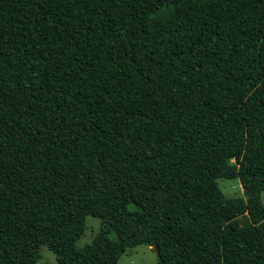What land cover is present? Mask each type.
<instances>
[{
  "label": "trees",
  "instance_id": "16d2710c",
  "mask_svg": "<svg viewBox=\"0 0 264 264\" xmlns=\"http://www.w3.org/2000/svg\"><path fill=\"white\" fill-rule=\"evenodd\" d=\"M263 190L264 0H0V264H264Z\"/></svg>",
  "mask_w": 264,
  "mask_h": 264
},
{
  "label": "rangeland",
  "instance_id": "374dc122",
  "mask_svg": "<svg viewBox=\"0 0 264 264\" xmlns=\"http://www.w3.org/2000/svg\"><path fill=\"white\" fill-rule=\"evenodd\" d=\"M219 186L227 196H241L244 188L237 178H219ZM262 203L264 205V190L262 191ZM101 220L98 217L88 216L86 219L83 236L77 240L79 247L90 243L99 232ZM159 255L155 249L148 244H139L129 248L121 256L119 264H158ZM36 264H58L57 256L47 245L42 246V256Z\"/></svg>",
  "mask_w": 264,
  "mask_h": 264
},
{
  "label": "water",
  "instance_id": "95a60500",
  "mask_svg": "<svg viewBox=\"0 0 264 264\" xmlns=\"http://www.w3.org/2000/svg\"><path fill=\"white\" fill-rule=\"evenodd\" d=\"M152 247L155 249V251L157 252V254L160 255V250L158 249V246L157 245H154Z\"/></svg>",
  "mask_w": 264,
  "mask_h": 264
}]
</instances>
